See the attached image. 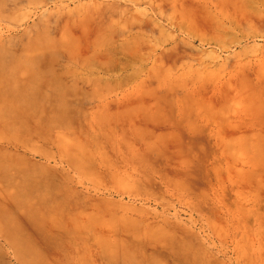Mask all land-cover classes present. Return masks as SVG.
Returning <instances> with one entry per match:
<instances>
[{"label":"rangeland","instance_id":"1","mask_svg":"<svg viewBox=\"0 0 264 264\" xmlns=\"http://www.w3.org/2000/svg\"><path fill=\"white\" fill-rule=\"evenodd\" d=\"M0 264H264V0H0Z\"/></svg>","mask_w":264,"mask_h":264}]
</instances>
